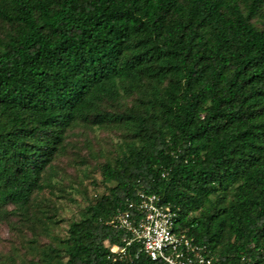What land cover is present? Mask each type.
<instances>
[{
    "label": "trees",
    "instance_id": "obj_1",
    "mask_svg": "<svg viewBox=\"0 0 264 264\" xmlns=\"http://www.w3.org/2000/svg\"><path fill=\"white\" fill-rule=\"evenodd\" d=\"M0 24V217L30 211L79 125L134 136L103 166L110 194L32 264H166L111 253L141 192L213 264H264V0H0Z\"/></svg>",
    "mask_w": 264,
    "mask_h": 264
},
{
    "label": "rangeland",
    "instance_id": "obj_2",
    "mask_svg": "<svg viewBox=\"0 0 264 264\" xmlns=\"http://www.w3.org/2000/svg\"><path fill=\"white\" fill-rule=\"evenodd\" d=\"M119 103L106 102L104 109L123 113L134 99ZM132 140L131 128L123 124L102 128L81 124L72 130L47 175L46 191L37 195L30 211L11 206L0 217V264L39 263L41 252L50 247L63 252L71 225L116 186L105 181L103 166L121 158L123 146Z\"/></svg>",
    "mask_w": 264,
    "mask_h": 264
},
{
    "label": "built area",
    "instance_id": "obj_3",
    "mask_svg": "<svg viewBox=\"0 0 264 264\" xmlns=\"http://www.w3.org/2000/svg\"><path fill=\"white\" fill-rule=\"evenodd\" d=\"M129 202V210L109 222L110 226L128 233L126 247H112V254L123 256L128 248L140 245L153 261L213 264L207 246L178 231L179 213L161 196L141 192Z\"/></svg>",
    "mask_w": 264,
    "mask_h": 264
}]
</instances>
